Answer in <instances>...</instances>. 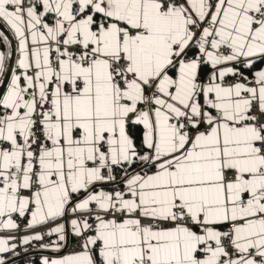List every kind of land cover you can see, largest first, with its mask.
I'll return each instance as SVG.
<instances>
[{
    "label": "snow or ice",
    "instance_id": "obj_1",
    "mask_svg": "<svg viewBox=\"0 0 264 264\" xmlns=\"http://www.w3.org/2000/svg\"><path fill=\"white\" fill-rule=\"evenodd\" d=\"M0 264H264V0H0Z\"/></svg>",
    "mask_w": 264,
    "mask_h": 264
}]
</instances>
